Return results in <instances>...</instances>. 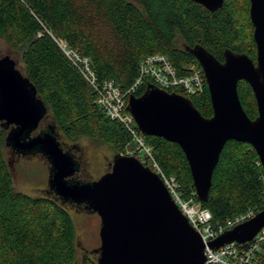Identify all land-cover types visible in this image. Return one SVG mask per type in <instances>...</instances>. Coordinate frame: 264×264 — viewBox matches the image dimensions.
I'll use <instances>...</instances> for the list:
<instances>
[{
	"label": "trees",
	"instance_id": "16d2710c",
	"mask_svg": "<svg viewBox=\"0 0 264 264\" xmlns=\"http://www.w3.org/2000/svg\"><path fill=\"white\" fill-rule=\"evenodd\" d=\"M249 0H224L210 12L189 0H0V37L20 53L21 71L47 109V116L66 139L88 138L110 147L115 155L134 149L131 135L95 105L97 92L63 54V41L89 58L97 84L113 80L122 89L138 77L147 56L164 55L183 74L200 66L186 48L199 45L216 60L230 50L255 59ZM176 35L183 47L175 46ZM151 83L134 92L139 97ZM180 93V91H176ZM237 93L246 115L257 116L249 85L239 81ZM204 118L212 116L206 84L189 98ZM166 177L175 179L185 199L194 191L186 158L177 144L141 135ZM0 131V264H97V255L76 258L75 228L66 204L54 195L29 196L14 187L10 163L3 156ZM147 166V165H145ZM211 225H223L264 209V176L254 149L247 143H225L213 171L205 202ZM254 264H264V249Z\"/></svg>",
	"mask_w": 264,
	"mask_h": 264
},
{
	"label": "water",
	"instance_id": "95a60500",
	"mask_svg": "<svg viewBox=\"0 0 264 264\" xmlns=\"http://www.w3.org/2000/svg\"><path fill=\"white\" fill-rule=\"evenodd\" d=\"M210 12L224 0H189ZM255 59L225 50L223 62L199 45L186 48L205 78L212 116L204 118L190 99L148 85L130 95L126 110L143 136L177 144L183 152L196 197L205 202L213 171L228 141L249 144L264 176V0H249ZM246 82L257 116L250 119L240 103L237 85ZM47 113L29 81L8 56L0 59V121L13 125L4 146L17 154H42L49 164L47 187L62 204L83 205L100 219V245L90 253L97 264H205L204 243L182 215L163 182L134 156L116 154L110 170L94 181L73 179L79 164L60 147L54 128L30 137ZM264 228V209L208 242L217 249L245 245Z\"/></svg>",
	"mask_w": 264,
	"mask_h": 264
},
{
	"label": "built area",
	"instance_id": "2783aa9c",
	"mask_svg": "<svg viewBox=\"0 0 264 264\" xmlns=\"http://www.w3.org/2000/svg\"><path fill=\"white\" fill-rule=\"evenodd\" d=\"M58 47L71 63L78 67L83 78L97 92L95 105L110 120L118 121L131 135L135 145L134 150H124L122 155L136 157L144 166L147 165L158 175L163 182L172 200L183 216L188 220L192 228L198 232L204 243L205 264H254L255 257L264 249V228H262L251 241L245 245L235 242L225 244L217 249L208 247V242L218 238L223 232L252 218L253 211H247L243 215L227 221L216 227L211 225V215L201 208L200 203L194 201L195 191L188 199L179 192L178 184L172 177H166L155 163L151 149L148 147L138 133V128L132 116L126 110L127 100L148 80L151 85L167 91H180V94L190 98L201 93L205 86L204 75L195 65H187L182 68L183 74L164 55L147 56L142 59L138 66V77L127 89H122L113 80H105L97 84L94 71L89 58L80 56L76 51L69 48L65 42L57 41Z\"/></svg>",
	"mask_w": 264,
	"mask_h": 264
},
{
	"label": "rangeland",
	"instance_id": "374dc122",
	"mask_svg": "<svg viewBox=\"0 0 264 264\" xmlns=\"http://www.w3.org/2000/svg\"><path fill=\"white\" fill-rule=\"evenodd\" d=\"M174 41L175 46L179 48L183 47V43L177 35ZM5 56L13 60L16 68L21 71L20 53L13 51L6 41L0 37V58ZM57 140L61 142L60 145L64 140L70 144V147L76 146L80 148L82 152L81 181L89 182L101 177L107 171V164L111 163L115 155L110 147L88 138L82 137L76 141H70L65 137L59 136ZM127 150L132 151V148H128ZM3 156L10 163L9 167L15 189L29 196L40 195L46 187L48 175V164L46 161H42L39 157H29L19 160L13 157L5 147H3ZM67 213L75 228L76 258L80 260L84 252L88 254L100 245V219L96 213L74 209L70 205L67 206Z\"/></svg>",
	"mask_w": 264,
	"mask_h": 264
},
{
	"label": "flooded vegetation",
	"instance_id": "af4514ba",
	"mask_svg": "<svg viewBox=\"0 0 264 264\" xmlns=\"http://www.w3.org/2000/svg\"><path fill=\"white\" fill-rule=\"evenodd\" d=\"M1 59V58H0ZM16 68V66H15ZM17 69V68H16ZM18 70V69H17ZM44 123H46V125H44ZM49 123V124H48ZM14 126L13 125H9V126H5L4 127V122L3 121H0V131H4L5 134L8 133L9 130H11ZM52 126V122L51 120L49 119V117L47 116V114H45V116L42 118V120L39 122L38 124V127L35 131H33L30 135V137H33L35 135H37L39 132L43 131V130H48L50 129ZM54 135L56 137V139L60 137H64L56 128H54ZM6 136V135H5ZM58 141V140H57ZM59 142V141H58ZM61 142H59L60 144ZM60 147L62 148V150L64 152H68V154H70V156L79 164V171L77 173L74 174V176L72 177L73 179H77V180H80L81 177H80V171H81V166H82V152L80 151V148L76 147V146H73V147H70V144L66 143V141L63 140L62 144L60 145ZM5 149L15 158H18L19 160L21 159H26V158H29V157H39L43 160H45V158L42 156V154H35V155H21V154H17L16 151H14L13 149L11 148H8V147H5ZM46 161V160H45ZM46 163L48 164V162L46 161ZM48 169H49V164H48ZM110 170V163L107 164V171L108 172ZM105 172V173H106ZM48 177V175H47ZM45 189L42 191L41 194H46V195H54L55 197H57L52 191H50L47 187V181H46V185H45ZM58 198V197H57ZM66 205H70V206H73L74 209H81V210H85L83 205H73V204H66ZM86 254V253H84Z\"/></svg>",
	"mask_w": 264,
	"mask_h": 264
}]
</instances>
